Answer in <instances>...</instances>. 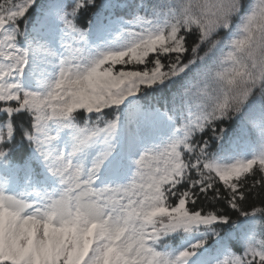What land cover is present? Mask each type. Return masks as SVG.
I'll return each mask as SVG.
<instances>
[{"label":"snow or ice","instance_id":"obj_1","mask_svg":"<svg viewBox=\"0 0 264 264\" xmlns=\"http://www.w3.org/2000/svg\"><path fill=\"white\" fill-rule=\"evenodd\" d=\"M0 264H264V0H0Z\"/></svg>","mask_w":264,"mask_h":264}]
</instances>
